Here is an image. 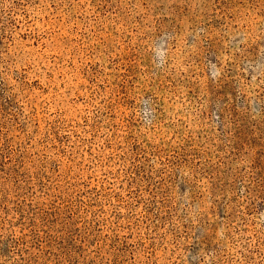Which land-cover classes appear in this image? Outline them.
Masks as SVG:
<instances>
[{
    "label": "rangeland",
    "instance_id": "374dc122",
    "mask_svg": "<svg viewBox=\"0 0 264 264\" xmlns=\"http://www.w3.org/2000/svg\"><path fill=\"white\" fill-rule=\"evenodd\" d=\"M0 264H264V0H0Z\"/></svg>",
    "mask_w": 264,
    "mask_h": 264
}]
</instances>
